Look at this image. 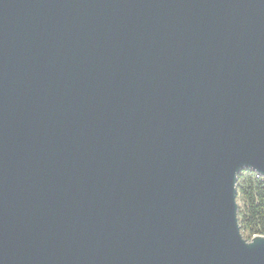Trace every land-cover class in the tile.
Wrapping results in <instances>:
<instances>
[{"label":"water","instance_id":"95a60500","mask_svg":"<svg viewBox=\"0 0 264 264\" xmlns=\"http://www.w3.org/2000/svg\"><path fill=\"white\" fill-rule=\"evenodd\" d=\"M264 0H0V264H264Z\"/></svg>","mask_w":264,"mask_h":264},{"label":"trees","instance_id":"16d2710c","mask_svg":"<svg viewBox=\"0 0 264 264\" xmlns=\"http://www.w3.org/2000/svg\"><path fill=\"white\" fill-rule=\"evenodd\" d=\"M238 189L244 200V206L239 207L242 229L250 230L252 236L264 234V176L245 170L239 176Z\"/></svg>","mask_w":264,"mask_h":264},{"label":"rangeland","instance_id":"374dc122","mask_svg":"<svg viewBox=\"0 0 264 264\" xmlns=\"http://www.w3.org/2000/svg\"><path fill=\"white\" fill-rule=\"evenodd\" d=\"M238 203H239V207H243L244 206V200L241 196L240 190L238 192ZM242 233L244 235L245 238L250 239L251 238V231L248 229H242Z\"/></svg>","mask_w":264,"mask_h":264},{"label":"built area","instance_id":"2783aa9c","mask_svg":"<svg viewBox=\"0 0 264 264\" xmlns=\"http://www.w3.org/2000/svg\"><path fill=\"white\" fill-rule=\"evenodd\" d=\"M250 171V170H249ZM243 172H245V171H243ZM242 172V173H243ZM252 172H254V171H252ZM255 174H256V177H261L262 175L261 174H259V173H257V172H254Z\"/></svg>","mask_w":264,"mask_h":264}]
</instances>
